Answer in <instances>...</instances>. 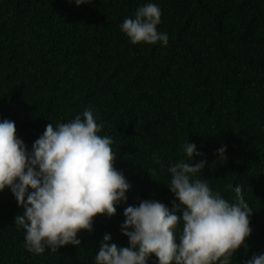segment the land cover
<instances>
[{
	"label": "trees",
	"instance_id": "1",
	"mask_svg": "<svg viewBox=\"0 0 264 264\" xmlns=\"http://www.w3.org/2000/svg\"><path fill=\"white\" fill-rule=\"evenodd\" d=\"M159 5L167 47L132 45L120 31L139 5ZM91 108L100 135L111 136L114 167L131 185L127 202L78 247L40 255L24 248L14 224L22 213L0 192V264H94L107 233L120 247L123 209L142 200L172 207L165 169L190 162L195 143L205 161L198 178L229 202L239 185L249 204L251 235L233 256L244 264L264 253V0H0V120L15 122L30 149L45 126ZM227 146L226 159L216 150ZM148 264H156L151 257Z\"/></svg>",
	"mask_w": 264,
	"mask_h": 264
},
{
	"label": "clouds",
	"instance_id": "2",
	"mask_svg": "<svg viewBox=\"0 0 264 264\" xmlns=\"http://www.w3.org/2000/svg\"><path fill=\"white\" fill-rule=\"evenodd\" d=\"M90 2L74 0L76 6ZM161 15L158 4L139 5L132 17L124 18L120 31L132 45L167 47L168 34L158 31ZM102 128L88 108L69 122L48 123L29 149L16 135L15 122L0 120V192L9 189L23 210L14 224L23 231L28 252L78 247V233L92 232L94 217L110 218L127 202L131 185L114 167V141L99 134ZM226 150V145L216 150L219 160L226 159ZM181 151L190 162L165 169L166 186L175 197L171 209L156 200L125 207L121 233L128 246H118L106 233L94 264H148L151 257L156 264H232L251 235L252 210L239 185L233 189L235 202H229L198 178L205 161L193 163L194 156L203 155L195 143L187 140ZM244 264H264V253Z\"/></svg>",
	"mask_w": 264,
	"mask_h": 264
}]
</instances>
